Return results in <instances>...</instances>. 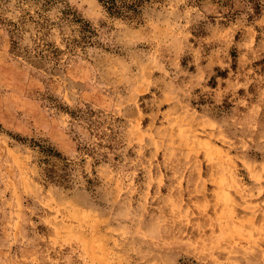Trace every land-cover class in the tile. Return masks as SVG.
Listing matches in <instances>:
<instances>
[{"label":"rangeland","instance_id":"1","mask_svg":"<svg viewBox=\"0 0 264 264\" xmlns=\"http://www.w3.org/2000/svg\"><path fill=\"white\" fill-rule=\"evenodd\" d=\"M64 5L36 57L0 0V264H264V0Z\"/></svg>","mask_w":264,"mask_h":264},{"label":"trees","instance_id":"2","mask_svg":"<svg viewBox=\"0 0 264 264\" xmlns=\"http://www.w3.org/2000/svg\"><path fill=\"white\" fill-rule=\"evenodd\" d=\"M9 2L10 0H3ZM158 0H98L107 13L115 17H121L130 21H139L147 7H150ZM58 0H15L19 14L15 20L8 19L7 26L10 41L13 46L21 45L24 33L29 31L27 24L33 26L35 33L32 38V46H21L22 52L32 53L36 57H57L59 49L45 41V35L50 27L55 25H75L79 32L78 36L67 39V47L72 50L76 46L91 44L94 35L93 28L87 22L78 17L68 5L59 10L60 15L50 17L49 12L53 9ZM85 114L83 109L72 111L71 116L75 119ZM44 157L55 156L57 153L51 147H41Z\"/></svg>","mask_w":264,"mask_h":264}]
</instances>
